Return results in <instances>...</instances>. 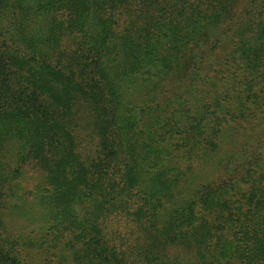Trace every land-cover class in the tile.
<instances>
[{"label": "trees", "instance_id": "1", "mask_svg": "<svg viewBox=\"0 0 264 264\" xmlns=\"http://www.w3.org/2000/svg\"><path fill=\"white\" fill-rule=\"evenodd\" d=\"M0 264H264V0H0Z\"/></svg>", "mask_w": 264, "mask_h": 264}]
</instances>
